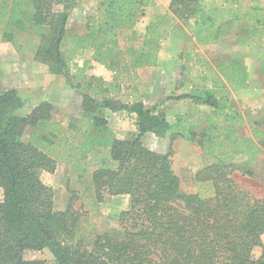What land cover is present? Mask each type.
Returning <instances> with one entry per match:
<instances>
[{
	"label": "trees",
	"instance_id": "trees-1",
	"mask_svg": "<svg viewBox=\"0 0 264 264\" xmlns=\"http://www.w3.org/2000/svg\"><path fill=\"white\" fill-rule=\"evenodd\" d=\"M76 1L0 0V42L33 54L50 73L77 87L82 101L72 117L85 118L89 125H64L47 101L20 114L23 99L17 89L0 90V264H264V195L232 176L246 153L264 149L262 122L233 105L226 82L213 67L202 71L210 89L166 97L212 107L201 121L181 114L169 121L165 112L141 100L120 102L116 78L120 70L131 82L138 79L136 68L156 65L158 41L176 19L192 30L197 45L216 43L237 24L245 31L239 44L259 41L264 0H170L167 12L146 26L141 49L123 48L118 37L152 0H98L84 32L71 36L69 54L90 47L92 60L113 71L111 80L86 76L87 61L72 64L63 50ZM105 109L134 113L136 133L129 138L113 134ZM245 125L250 136L244 138L252 148L247 151L239 135ZM146 133L168 138V150L145 146ZM178 138L214 158L195 173L193 191L184 189L173 170ZM58 162L71 164L79 176L89 174L97 203L112 195L129 197L114 232L89 239L78 230L81 213L71 200L64 209L54 207L53 187L40 172H54ZM255 247L261 249L257 255ZM43 249L52 260L31 256Z\"/></svg>",
	"mask_w": 264,
	"mask_h": 264
},
{
	"label": "rangeland",
	"instance_id": "rangeland-1",
	"mask_svg": "<svg viewBox=\"0 0 264 264\" xmlns=\"http://www.w3.org/2000/svg\"><path fill=\"white\" fill-rule=\"evenodd\" d=\"M170 0H152L149 8L147 7L143 16L138 18L140 26L132 32L127 29L123 30L119 37V43L123 48L131 47L141 49L146 38V26L156 17L167 12ZM98 0H77L69 18L68 30L69 36L63 47L66 56H72L71 62L74 63V52H71L72 43L71 36L74 33L84 32V23L87 19L93 17ZM153 9L152 19H149L148 11ZM154 16V17H153ZM245 34L244 29L240 25H235L233 29L227 31L224 36L216 43L197 45L194 42L192 30L184 25L180 20H175L174 23L167 28L164 37L158 41V55L162 57L163 64L144 66L136 68L138 79L125 82L126 75L122 71H116L117 80L120 85V91L117 95V100L130 101L134 99L141 100L148 108H155L165 112L166 118L173 121L178 114L189 115L191 118L201 121L202 116L208 114L206 105L194 103L189 99H170L166 97L170 94H182L190 92H199L202 89H210V82L206 80L203 74V69L213 67L219 76L226 82L228 89V97L233 105L240 110H248L250 108L240 105L232 98V90H238L242 85L246 84L247 80H251V85L255 88L264 85V37L256 42L247 44H239L238 41ZM14 48H16L14 46ZM238 49V50H234ZM20 53V52H19ZM25 57L28 54H21ZM81 64L87 60L88 52L82 50ZM85 75H95L103 77L108 76L109 80L114 75L113 71L107 69L103 65L93 66L87 60ZM97 64V63H96ZM206 64V65H205ZM101 69L104 74L98 75L95 71ZM250 74V77L248 75ZM95 83V81H91ZM20 83L22 84L21 80ZM130 83V84H129ZM18 84V83H17ZM3 85L0 84V90ZM217 96L220 91L213 90ZM142 93H146L143 95ZM29 95V94H28ZM28 97V96H24ZM238 97V96H237ZM240 97L238 100L240 101ZM242 102V100L240 101ZM73 106L68 105L67 108H54V114L61 119L64 125L69 123L73 125L88 128V122L85 118L72 117L75 112ZM30 108V102L25 101L24 106L19 111L20 114H27ZM209 113H212V107L208 106ZM103 114L108 120L107 127L113 134L129 138L136 133V115L134 113L120 110L112 112L104 110ZM251 115V113H250ZM264 124V121H261ZM29 130L23 136L26 140ZM239 135L243 138L242 145L244 149H250L249 143L244 137L250 136V131L247 125L241 127ZM142 142L148 148L166 152L169 147L168 138H160L153 133H146L142 136ZM257 147V146H256ZM259 149L253 153H246L245 156L235 163L236 170L232 172L233 178L243 187L248 188L258 196L264 195V182L259 179L256 172L250 167L244 165L243 160L254 156ZM172 166L175 173L181 178L182 185L186 191L195 190V173L214 161L212 156L204 154L199 146L188 140L176 139L173 142ZM252 150V148L250 149ZM264 150V149H263ZM260 166H263L261 161ZM251 171V175L245 172ZM42 180L53 187L54 190V207L56 209H64L71 200L75 209L81 213L78 230L87 238H93L97 233L104 231L114 232L118 228V214L121 210L127 207L129 197L127 195L108 196L101 203H97L93 199V189L91 187L89 174L86 173L79 176L72 165L69 163L58 162L54 172H40ZM1 198V189H0ZM254 255L259 252L254 248ZM32 257L52 260V255L47 249L31 254Z\"/></svg>",
	"mask_w": 264,
	"mask_h": 264
},
{
	"label": "crops",
	"instance_id": "crops-1",
	"mask_svg": "<svg viewBox=\"0 0 264 264\" xmlns=\"http://www.w3.org/2000/svg\"><path fill=\"white\" fill-rule=\"evenodd\" d=\"M152 12L153 9H151L150 7V11H148V20L152 19ZM161 13H164V11ZM141 17L145 19L146 16H140V19ZM139 22L140 21L136 20L134 24L127 29V31L132 32L138 29L140 26ZM68 24L69 19L67 22V28ZM82 50L88 52V56L86 58L90 61L91 65L101 66L99 63L96 64V62L92 60V49L88 46L75 50V64L79 66H82L84 64H81L80 61ZM161 59V55H158L159 64H163V61ZM95 72L98 75L104 74V72L100 68ZM248 77H250V74L248 75ZM102 78L105 80H109V75H103ZM20 80L22 84L20 83ZM246 82L247 83L242 85L241 88H238V90H232V98H234V100H236L239 105L243 103L242 106L250 108L251 117L254 120L264 121V85L255 88L250 84L251 80L248 79ZM0 84L3 85V89H17L18 93L23 99V106L25 101L28 100V103L30 102V108L28 112L34 106L43 101L51 103L55 109L67 108L68 105L75 108L76 106H79L82 101V94L80 90L77 87L68 85L66 78L63 75H54L50 73L47 66L35 60L33 54L31 53L26 55L25 57H22L16 50V48H14V46L9 42H0ZM142 94L145 95L146 93ZM24 96L28 97L26 98ZM239 97L241 98L240 101L242 100V102L238 100ZM209 110L210 109L206 105V111L208 114H210ZM262 129L264 130V124H262ZM261 161H263V166H260L259 164ZM243 162V164L250 167L252 171L254 170L259 179L264 182L263 149H259L258 152L254 154V156L244 159ZM114 196L119 195H112V198ZM262 239L264 241V235ZM255 249L257 252H260L261 250L260 247H255Z\"/></svg>",
	"mask_w": 264,
	"mask_h": 264
}]
</instances>
